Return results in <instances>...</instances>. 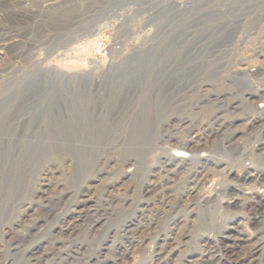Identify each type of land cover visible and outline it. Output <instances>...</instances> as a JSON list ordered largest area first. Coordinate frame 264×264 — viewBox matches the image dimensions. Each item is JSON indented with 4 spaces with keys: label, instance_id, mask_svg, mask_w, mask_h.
Returning <instances> with one entry per match:
<instances>
[{
    "label": "bare ground",
    "instance_id": "6f19581e",
    "mask_svg": "<svg viewBox=\"0 0 264 264\" xmlns=\"http://www.w3.org/2000/svg\"><path fill=\"white\" fill-rule=\"evenodd\" d=\"M201 7L237 8L236 9L237 12L236 11L235 13L231 12L229 15H226L220 9L216 10V13L220 14L219 17L222 16L224 18L223 20L221 19V21L218 20L217 25H222L225 28L230 27L232 29L231 31H227V34L231 38L230 41L235 40L234 42L244 44L247 42L249 38L254 37L258 39L259 44H264V12H263L264 0H0V169L4 168L6 165L11 164V163L8 164L9 159L17 160L18 158V162L19 161L21 162L22 160L21 158L24 155L21 154L22 153L21 151L24 152L25 148L27 149L28 146H30L32 143L38 140L40 136H42L41 134L48 135L46 131L48 130L47 127L49 128L48 125L50 121L54 122V124H56L57 126L60 123L67 126L69 128V132L71 136L74 139L75 142L74 145L76 144V147H78V149L79 147L85 148L90 146L92 148V152H94L93 149H96L95 145L97 146L98 144V143L94 144L93 135L96 133L95 131L96 128L99 127L98 126L99 124H101L100 127H107V130L113 133L114 136L113 135L111 136H113V138L115 137L114 138L115 140L116 137L123 136L124 129L126 126L125 123L127 121L124 120L125 122L122 123V115H121L122 112L120 114H117L118 113L117 112L116 114L112 115L110 118L107 119H105L103 115L104 114L103 102L107 101L105 100V97L108 99H112V96H108V94L106 95L104 93H101L100 91H97L92 87V83L96 80L97 73L94 74L93 71L90 72L87 69L89 68L90 64L94 66L93 65L94 60L91 59V57H93L92 56L93 54L92 52H89V48L91 47L92 44H95V42H92L90 45L91 41H88L87 39L83 44L84 46L81 45L78 46L77 44L79 43V41H81L84 38L85 39L90 38L94 34V32H99L101 30H104L105 28L111 26L114 21H117V29L115 30V35L113 36L112 43L107 48V57H108L109 66L112 67V65H116L117 63H119V65L122 64L123 62H125V60H127L130 54L134 55L135 59L140 58L141 56H143L144 54L143 51L145 50V48L148 45H150V41L152 43L148 48V51L152 49L153 54L148 55V57L146 58L147 60L156 59V55L158 53H159L158 54L159 57L160 52L165 51L164 47L166 45L165 46L163 45L164 37L160 36L161 38H159L157 34L155 35V33H153L152 35H150L148 32H146L141 37L139 36L134 37L135 34L133 35V27H130V23L143 19V22L146 21L145 23H143V26L153 27V25L161 21V20L159 21L160 15H169L173 20H175L176 18L177 27H180L181 30L186 32L187 35H190L192 33V30H189L191 25L189 24L186 25V22L187 21L189 22V19L193 17V15L200 16L198 19H201V15H198L199 9L197 10V12L193 10L194 8L196 9ZM249 9H250V14H246L244 10H248L249 12ZM186 12L187 14L182 15V13H186ZM243 15L245 16V18L243 17ZM224 20L227 21L223 22ZM202 24H205V26L208 25L207 22H203ZM171 30H173V28H171ZM132 37L138 38L137 39L138 42L136 46H134L131 50L126 52L124 50L125 45ZM170 41L172 42L171 39ZM117 45H119V47H116ZM169 45L167 44L168 48H170L171 52L173 53V54H169L170 57L171 55L178 57L182 55H186L187 53L192 52L194 48L199 47V46L196 47V45L193 44L192 42L189 43L188 39L175 41L172 46ZM226 47L224 46L223 49L220 48L222 52L224 51L223 53L225 55L228 53L231 54L232 52L235 51L234 50L235 48L233 49V47L230 50L225 49ZM238 47H236V50L238 49ZM201 50L203 49L201 48ZM217 50L220 51L219 49ZM71 51L74 52L75 54L70 55ZM243 51L246 50H244L243 48ZM211 53L207 55H213L215 51L212 54ZM232 54L234 55V53ZM257 54L258 53L253 49L252 53L249 52V55L247 54V56L248 58L251 57L250 58L251 61V59H253L254 56L256 58ZM207 55L205 53V56ZM235 55H236L235 59H238L239 61V59H241L240 58L241 56H238L239 54H235ZM51 56L54 57L64 56V60H66L68 57H72V59L75 58V61H73L74 65L72 68H68V69L67 67L63 68L61 66H54L52 64L44 65L43 61ZM237 56L238 58H236ZM82 59L84 61L83 63L81 61ZM79 62L81 64H85V66L79 68L78 67L80 66L78 65ZM130 64H128V66ZM134 64L132 65L134 66ZM259 64L258 63L255 64L253 66V69L248 70L247 73H249L252 76H259L262 73L264 74V67H262L263 65L260 64L261 65L260 66ZM11 71H14V73L13 74L9 73ZM37 78L38 80H36ZM24 80L25 81L28 80V82L36 80L35 83L39 84V86L41 87L39 89H34L29 92L23 93L20 85L24 82ZM84 82L89 83L87 87L83 85ZM53 84L57 86L58 95H56L57 96L56 98L58 100L56 101L58 103H55L54 101V95H55L54 92L50 88H47V86ZM187 98L189 99L188 96ZM199 98H200V102H199L200 105H198V110L200 113L201 110L208 104L215 103L218 105H224L225 104L224 102H226L225 104L226 106L230 104L229 107L235 105L234 106L235 108L233 109H235L236 111V109L240 107L241 105L240 103H242L243 105V103H246L247 101L242 97H239L240 98L239 100L234 99V100L225 101L223 99L225 98L227 100L226 97L218 96V95L214 96V98L202 99L201 96ZM101 99L104 100L101 101L102 103L99 101L100 104H98L97 106L98 103L97 101ZM246 99H249L252 102L255 101L256 99H260L263 104L259 105L260 109L257 108L256 113L259 116L264 115V92L250 93L248 94V97H246ZM182 106H183L182 108L186 110L185 108L187 107V104H184ZM152 107H156V106H152ZM187 108L189 109V111H193V109H195L192 107L191 103ZM225 108L217 111L218 113L221 112L222 115L217 114L216 112L213 116H210L209 118L210 120L208 119L209 122L206 123L208 124V128L210 129L209 131L208 128L206 127V124L205 126H202L201 125L202 123L200 122L199 123L201 127L196 130L197 132L193 135V137L190 136L189 131L186 130L185 132L186 134L183 136L184 140L174 141L170 145L172 147L170 149L171 150L174 149L175 152L177 153L175 155L169 153L160 163L159 169H162V172L164 173L165 176H167V178L170 179V181L173 182L176 181L175 178H178L180 176L183 177L185 176L186 185H188L189 183H190L189 185H191V182L193 184L194 183L197 184L191 186L190 189H186L187 191L184 192V200H181L180 202V204H183L182 206H184L185 204L188 205V202L189 203L191 201L194 202V200L197 202L200 201L202 203H205V205L209 206L210 204L214 203L216 201L215 198L219 196V193L217 194V192H214L213 194L208 196V194L202 191L204 189L203 187L206 181H209L210 176L213 177L216 174V171L218 172V170L216 171L214 170L215 167L218 164H220L219 162L220 160L215 158V156L211 155L212 152L215 153V148L214 149L207 148L208 149L207 150L206 148H202L203 145L210 146L214 138H218L221 148L223 149V152L226 151L227 153V152L235 151L234 154H243V150L241 149L239 153V150L235 147V144L233 143L235 139H232V136L234 135L233 133L235 131L232 133L233 135L228 133L231 131V130L229 131L230 122H226V121L221 122L222 118L225 116L226 112L228 111ZM156 110L157 112H159L158 107L157 109H155V111ZM199 112H196V110L193 111V113L197 116L199 115L198 114ZM157 114H155V118H154L155 121L153 120L154 122H156ZM34 119H39V120H34ZM260 119H264V117ZM137 121L138 120H136V122ZM147 127H148L147 122L142 123V126L140 127L139 134L140 136L141 135L144 136L145 137L144 139L150 137L148 136L150 132V126L148 128ZM261 127H262L260 130V134L262 133L261 138H264V126ZM185 128L187 129V126ZM185 128L183 129L185 130ZM27 135H28L27 143L23 144L24 149L19 147L16 148V144L22 140V137ZM84 136L86 137V140L83 141L82 139H84ZM211 136L214 137L211 140L210 142L211 144H210L208 143V138H210ZM135 137L132 138L135 139ZM171 137H172L171 135L168 136V139H170ZM156 140H157L156 134L154 132L151 140L153 144V148H155L156 146L155 144ZM90 141H93V143H91ZM107 141H109V139ZM138 141H140V139ZM120 142L118 143V146L120 145ZM142 142H144V144H142ZM142 142L141 143L138 142L139 143L138 147L143 145L147 149L149 147L148 144H151L149 140ZM258 142L259 143L256 144V146L253 149L257 154V156L259 157V159L261 161H264V140ZM99 143H100L99 145H101V142ZM122 144L125 145L126 143H122ZM113 147H110V149ZM138 147L137 149L139 151L135 150L133 152L140 153L141 151L145 150V148L143 149ZM211 147L213 148L217 146L214 144L211 145ZM78 149L77 152L79 151ZM180 149L186 152V156L188 155V158L178 159L180 154L182 156L185 155L184 152L181 151ZM91 154L92 153H90V155ZM95 154L93 156H95ZM244 158H248V157H244ZM108 159L111 158L108 156L105 162L106 161L108 162ZM126 161H130V160H126L125 158L124 163ZM137 162L136 164L133 162H127L129 163L130 168L127 165L129 169L126 167L127 169L121 173L122 175L120 176V178H117V182L116 184H114V188H116L117 191L119 190L118 189L119 186L121 187V185L119 184L121 183L122 179L126 178L127 174L131 170L140 172L139 171L140 167L137 166ZM241 165L243 168H250L245 166L242 162ZM123 168L125 169L124 166ZM232 168L229 167L228 172L229 174L233 175L234 183L232 187L229 188L230 190L226 194H224L225 203L223 208L225 210H231L232 208L239 207L238 209L244 210L245 215L247 217V219L246 218L245 219L250 229L252 230L251 233L246 231L245 225H243L241 222H238L236 220L238 216L242 215L241 213L238 212L235 215L236 218L234 222H230V224L222 225L224 226L223 231H220L222 229L220 227L212 235L207 234L204 231H200V230H199L200 232H195L194 233L195 235H193V233L190 232L189 234L188 232L187 234L183 233L182 237L185 238L190 237L192 239V236H194L193 242L195 244V248L192 250L187 249L185 251L184 249L179 250L181 246L183 247V245L181 244V241L179 239H176L173 236L172 229L174 227L173 224L175 223L174 220L171 226L170 227L167 226L166 227L167 229L165 230L163 229L162 224L164 223V226L166 225L165 224L166 221H164L166 215L165 213L169 212L171 214L175 210L179 211L178 206L180 205H178L177 207L172 205V208L170 207L171 206L170 199L165 200L164 199L165 193L163 194L161 192L162 187L158 181L159 173L153 170L152 173L149 171L146 174V177L137 180L141 193L145 196L148 195L151 196L149 197L151 198V204H152L151 213L153 214H151V216L149 215L150 217L148 218L147 221L144 222L141 221V224L139 226L137 225L135 228H128V229L124 228V230H122L123 232H121L122 233L121 237L126 239L123 241L121 240L119 244L114 243L115 241H112L113 247L110 250L111 251L110 253L102 252L103 249L104 250L106 249V247H102V245L99 247L98 252L97 251L89 252L88 248L85 247L83 244H79L80 246L78 245L77 248L75 249L70 248V246L64 247V249L43 248L41 254L37 253L38 250H36V248L34 249L28 248L29 250L25 252L26 260L24 261V263L25 264H73L74 262L76 264H136L139 261V259H137V252L147 247L149 252V256L147 257L148 264H264V227L261 225L262 223L259 222V219H262V222L264 219V167H261L260 169L257 170L256 173L250 175H247V172L245 171H242V174L234 175L233 173L234 171L232 170ZM151 174H152V180L149 181V179L147 178H149ZM48 179L49 178H47V175H44V177H42L41 183L39 184V187L36 188L34 186L35 187L34 191H40L43 194L44 187L48 188V186L51 185ZM87 187L88 186L86 185L82 186V189H80L77 193L79 197L77 196L76 200L73 202L72 207L68 208L71 216H70V221L67 222L66 230L68 232L67 237L70 240L73 238L76 240L77 238L76 236H78L79 233L81 234V232H86L91 236L94 235L93 231L102 220L101 217L105 216L106 208H111L115 203V198L113 197L106 198V200H104L107 201L106 208L105 210L103 209L100 212L99 208L102 209V207H100L101 203L98 204L99 207H93L95 206L93 203H96V201H94L92 197L86 196L85 195L87 194L86 192L84 194V189H87ZM260 187H262L263 189L261 191L257 190V188ZM244 188L249 189V191L246 192ZM172 192L174 193V191ZM69 193H70V187L69 188L66 187L65 191H63V195H68ZM146 201H149V199ZM45 202L47 201H44V205ZM171 204H175V203H171ZM173 207H175V209ZM25 210L22 209V211L20 212L24 213ZM173 218L174 217H172V219ZM161 220H163V222ZM214 224H216V222H214ZM201 225H202V227H200L201 229H209V228L211 229L213 223H209V222L207 223L206 221H203ZM191 227L196 228L198 227V225H194V223H192ZM10 229H12V224L11 226L10 224L8 225V230L5 232L8 233ZM134 231H137L136 234L137 236L135 235ZM20 235L23 236V234L21 233L18 234L17 236ZM7 236L9 237L10 235L8 234ZM257 236L259 237L257 238ZM107 237L108 236H106L101 242L106 243ZM233 247L241 248V251H239L241 253L234 255L232 252L234 250ZM175 253H179V255L176 260L172 261L171 259L173 257V254ZM140 264H142L141 259H140Z\"/></svg>",
    "mask_w": 264,
    "mask_h": 264
},
{
    "label": "rangeland",
    "instance_id": "374dc122",
    "mask_svg": "<svg viewBox=\"0 0 264 264\" xmlns=\"http://www.w3.org/2000/svg\"><path fill=\"white\" fill-rule=\"evenodd\" d=\"M219 9L222 10L226 15H229L231 12L235 13L237 8H194L193 10H195L196 12L197 10L199 11L198 15H201L202 20L198 19L200 16L193 15V17L189 19V22H186V25H191L189 30H192V33L190 35H187L186 32L181 30L180 27H177L176 18L175 20H173L169 15H160L159 21H161L156 23V26L153 25V27L143 26V23L146 22H143V19L131 22L130 27H133V35L135 34L134 37H141L146 32H148L150 35L155 33V35L157 34L159 38H161L160 36L164 37L163 41L165 44L163 43V45H166L164 47L165 51L160 52L159 57L158 53L156 55V59L147 60L146 58L148 57V55L153 54L152 49L148 51V48L152 43L150 41V45L145 48V50L143 51L144 54L140 58L135 59L134 55L130 54L127 60H125V62H123L122 64L119 65V63H117L118 65H112V67L109 66L107 48L112 43L113 36L115 35V30L117 29V21H114L111 26L105 28L104 30L94 32V34L90 38H84L79 41V43L77 44L78 46H84L83 44L87 39L88 41H91L90 45L92 42H95V44H92L89 48V52H92L93 54V57H91V59L94 60L93 65L95 67L90 64L89 68L87 69L90 72L93 71L94 74L97 73V76L95 75L96 80L92 83V87L97 91H100L101 93L112 96V99H108L105 97V100L107 101L103 102L104 106L102 104V106L104 107V118L107 119L117 112V114H120L122 112V123L127 121L125 123L126 126L124 129L125 134L123 133V136L116 137V141L114 139L115 137L113 138V133L109 132L107 130V127H100L101 124H99V127L96 128V133L93 135L94 144H98L97 146L95 145L96 149H93L94 152H92V148L90 146L85 148L79 147L78 149V147H76V144L74 145V139L71 136L69 128L67 126L63 125L62 123L59 124L60 126H57L56 124H54V122L50 121L48 125L49 128L47 127L49 131L47 129V131L45 130L48 135L41 134L42 136H40L38 140L28 146L27 149L25 148L24 152L21 151V154H24L21 158V162H18V158L17 160L9 159L8 164H11L6 165V168L4 167L0 169V264H25V252H27L31 248H36V250H38L37 253L41 254L43 248L64 249V247L70 246V248L75 249L79 244H83L88 248L89 252H98L99 247L102 245V247H106V249H103L102 252L110 253V250L113 247L112 241H115L114 243L119 244L121 240L123 241L126 239L121 237V232H123L122 230H124V228H135L137 225L139 226L141 224V221H147L151 214H153L151 213V196L143 195L137 182L138 179L146 177V174L149 171L152 173L153 170L159 173L158 176L160 180L158 179V181L162 187L161 192L163 194L165 193V200L170 199V207L172 208V205H174L175 207L180 205L178 206L179 211L175 210L171 214L169 212L165 213L166 215L164 221H166V225L164 226V223L162 224L163 229L165 230L167 229V226H171L174 220L175 223L173 224V226L176 227H173L172 229L173 236L176 239H179L181 241V244L183 245V247L181 246L179 250L184 249L185 251L187 249L192 250L195 248V244L193 242L194 236H192V239L190 237L185 238L182 237L183 233L187 234L188 232L189 234L190 232L195 235V232L204 231L205 233L212 235L220 227L222 228L220 231H223L224 226L222 225L234 222L236 218L235 215L238 212L242 215L238 216L236 220L245 225L246 231H248L249 233L252 232L249 225L247 224V217L244 210L238 209L239 207L232 208L231 210H225L223 206L225 203L224 194H226L230 190L229 188H231L234 183L233 175L229 174L228 172L229 167H233L232 170L234 171V175L242 174V171H245L247 172V175H250L256 173L257 170L261 167H264V161H261L259 159L253 149L256 144L259 143L258 141L261 142L262 140H264V138H261L262 133L260 134V130L262 128L261 126H264V119L260 118L264 117V115L259 116L256 113V109H260L259 105L263 103L260 99H256L253 102L249 99H246V97H248V94L250 93L264 92V74L262 73L259 76H252L247 73L248 70L253 69V66L255 64H259V61L260 64L263 65L262 67H264V44H259L258 39L254 37L249 38L246 42L247 44L234 42L235 40L230 41L231 38L227 34V31H231L232 29L230 27L225 28L222 25H217L218 20L221 21V19H224L222 16L219 17L220 14L216 13V10ZM244 12L246 14H250V9L249 12L248 10H244ZM183 14L185 15L187 14V12L182 13V15ZM212 15L215 17H213ZM243 17L245 18L244 15ZM226 21L227 20H224L223 22ZM203 22H207L209 26H205V24H202ZM210 23H212L213 26ZM171 28H173V30H171ZM134 37H132L126 43L124 48L126 52L136 46L138 38ZM170 39L172 40V42L170 41ZM183 39H188L189 43L192 42L196 45V47H199L194 48L192 52L187 53L186 55H182L179 57L171 55L170 57L169 54L173 53L171 52V49L168 48L167 44L169 45L170 43L169 46H172L175 41H180ZM202 43L204 46L202 45ZM200 46L203 50H201ZM224 46H227L225 48L227 50H230L232 47L233 49L235 48V51L232 52L234 53V55L232 53H228L225 55L223 53L224 51L222 52L220 49H223ZM116 47H119V45H117ZM236 47H238L237 50ZM243 48L246 51H243ZM217 49H219L220 51H218ZM253 49L258 54L256 58L254 56L250 61L251 57L248 58L247 54L249 55V52L252 53ZM147 51L149 54L147 53ZM212 51H215L216 54L214 53L213 55H207ZM205 53L207 56H205ZM71 54L74 55L75 53L71 51L70 55ZM235 54H239L238 56H241V59H239V61L238 59H235ZM238 56L236 58H238ZM67 59L66 62V60H64V56H51L48 59H45L43 61V64H52L54 66H61L63 68L67 67V69L72 68L75 58L72 59V57H68ZM81 61L82 63L84 62L83 59ZM128 64H130L131 66H128ZM132 64H134V66ZM153 64L156 67H154ZM78 65H80L78 66L79 68L85 66V64H81L80 62L78 63ZM9 73L13 74L14 71H11ZM36 80H38V78ZM36 80L30 82H28V80H24V82L20 85L22 92L25 93L34 89H39L41 86L35 83ZM88 84V82L83 83V85L86 87ZM53 85H49L47 86V88H50L54 92V101L55 103H58L56 101L58 100L56 98V95H58L57 86L55 84ZM217 95L226 97L227 100L225 98H222L225 101L234 99L239 100V97H242L247 101L246 103H243V105L239 102L241 105L239 104L240 107L236 109V111L235 109H233L235 108V105L229 107L230 104L226 106V102H224V105H218L215 103L208 104L201 110L200 113L198 110V105H200L199 97L201 96L202 99H206L214 98V96ZM187 96L189 97V99L187 98ZM103 100H98V103L96 102L97 106L98 104H100L99 101L101 102ZM183 103L187 104V107L191 103L192 107L195 108L193 109V111L196 110V112H199V115H195L193 111H189L187 107L185 108L186 110H184V108H182V105H184ZM157 107L159 112H157V110L155 111ZM224 108L228 110V113L226 112L221 122H230L229 131H231L228 133L232 134L235 131L233 133L234 135L232 134V139H235L236 142L233 141V143L239 150V153L241 149L243 150V154H234L235 151L227 153L226 151L223 152L218 138H214V142L212 141V144L210 142L214 136H211L212 138H208V143H210L211 145L215 144L217 147L212 148L211 145H203L202 148H215V153L217 154L212 152L211 155L220 160V164H218L214 170H218L219 173L216 171V174L213 177L210 176L209 181H206L207 184L205 183L203 187L204 189L202 191L208 194V196L213 194L214 192H217V194L219 193V196L217 198L214 197L216 201L209 206L205 205V203H202L200 201L197 202L195 200L194 202H188V205L185 204L184 206H182L183 204H180V202L181 200H184V192L187 191L186 189H190L191 186L197 184H193L191 182V185H189L190 183L186 185L185 176L175 178L176 181H170V179L164 175L162 169H159L160 163L169 153H171L172 155H175L177 153L174 149H170L172 148L170 146L172 142L184 140L183 136L186 134V130H188L190 136L193 137V135L197 132L196 130L199 129L201 125L205 126V124L209 122L210 116H213L218 110ZM155 114H157L156 122H154ZM217 114L222 115L221 112H217ZM136 120L138 121L136 122ZM138 122H147L148 127L150 126V135L148 134V136H150L151 138L147 137L146 139H144V136H140L139 132L142 123L139 124ZM199 122L202 124L200 125ZM186 126L187 129L185 128ZM206 127L208 128V124H206ZM183 128H185V130ZM209 130L210 129L208 128V131ZM152 131L155 132L157 139L155 148H153V144L151 142L152 136L154 134V132ZM167 134L168 136L171 135L172 137L168 139ZM96 135L99 137H97ZM132 137H135V139ZM27 138L28 135L22 137V140L16 144V148L19 147L24 149L23 144L27 143ZM119 138L123 139L125 142L123 140H120ZM108 139L109 141H107ZM133 139L134 141L136 139V141L140 139V141H138L139 143L149 140L152 145L148 144L149 147L147 149L143 145L138 147L139 143L136 141L134 142ZM215 139H217L218 142ZM82 140H86V137L84 136V139ZM120 141L126 144L124 145ZM90 142L93 143V141ZM99 142H101V145H99ZM119 142L120 145L118 146ZM142 144H144V142H142ZM121 145L124 147H122ZM110 147L113 148L110 149ZM137 147L143 149L145 148V150L141 151L140 153L138 152L139 154L137 152H133L135 150L139 151ZM165 148H167L168 150ZM77 149L79 150L78 152ZM180 150L183 151L182 149ZM183 152L185 155L182 156L180 154L178 159L188 158V155L186 156V152ZM90 153L92 154L90 155ZM94 154L96 157L93 156ZM108 156L111 159H108V162H105ZM86 157H88L89 159ZM125 158L126 160L130 161H126L124 163ZM127 162H133L135 164L137 162V166L140 167L139 171L142 173L131 170L127 174V177L122 179V184H119L121 185V187L119 186V190L117 191L116 188H114V184H116L117 178H120V176L122 175L121 173L126 170L128 166L130 168L129 163ZM241 162L245 166L250 168H243ZM123 166L125 167V169L123 168ZM44 175H47V178H49L48 180L50 181L51 185L48 186V188L44 187V193L42 194V192L34 191V189L35 187H39V184L41 183L42 177H44ZM147 179H149V181L152 180V174ZM83 185L88 186L87 189H84V194L86 192V196L92 197L94 201H96V203H93L95 205L93 207H99L98 204L101 203L100 207H102V209L99 208L100 212L103 209L105 210L106 208L107 201H104L106 200V198H115V203L111 208H106L105 216L101 217L102 220L93 231L94 235L91 236L86 232H81V234L79 233L78 236H76L77 238L75 237L76 240L74 238L70 240L67 237L68 232L66 230L67 222L70 221L71 216L68 208H71L77 196L79 197L77 193L80 189H82ZM66 187H70V193L68 195H63V191H65ZM262 189V187L257 188V190L259 191H261ZM172 191H174V193ZM245 191L247 192L249 191V189H245ZM148 199L149 201H146ZM44 201H47L48 203L45 202L44 205ZM175 207L173 208L175 209ZM22 209H26L24 213L20 212L22 211ZM172 217L174 218L172 219ZM161 221L163 222V220ZM203 221H206L207 223H213V226L211 225L213 228L211 227L210 229L208 227L209 229H201L200 227H202L201 224L203 223ZM214 222H216V224H214ZM259 222H261V225L264 227V219L263 222L262 219H259ZM192 223H194V225H198V227H191ZM9 224L10 226L12 224V229H10L7 233L5 231L8 230ZM134 232L136 235L137 231ZM20 233L23 234V236H17ZM8 234L10 235L9 237L7 236ZM106 236H108L107 242L102 243L101 241H103ZM258 237L259 236H257V238ZM87 242L89 245L87 244ZM233 248L234 250L232 252L234 255L241 253L239 252L241 251V248ZM178 255L179 253L173 254L171 260H176ZM148 256L149 252L147 247L139 250L137 252V259H139V261L136 264H140V259L142 261V264H148ZM73 264L76 263L73 262Z\"/></svg>",
    "mask_w": 264,
    "mask_h": 264
}]
</instances>
